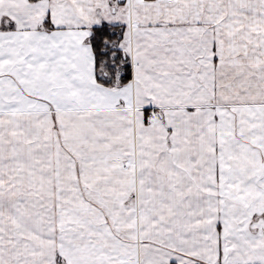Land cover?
Returning <instances> with one entry per match:
<instances>
[{
    "label": "snow or ice",
    "instance_id": "snow-or-ice-1",
    "mask_svg": "<svg viewBox=\"0 0 264 264\" xmlns=\"http://www.w3.org/2000/svg\"><path fill=\"white\" fill-rule=\"evenodd\" d=\"M0 264H264V0H0Z\"/></svg>",
    "mask_w": 264,
    "mask_h": 264
}]
</instances>
